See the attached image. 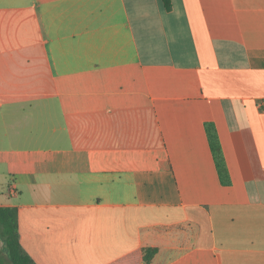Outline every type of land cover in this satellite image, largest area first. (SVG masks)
<instances>
[{
	"label": "crops",
	"instance_id": "0c3cea01",
	"mask_svg": "<svg viewBox=\"0 0 264 264\" xmlns=\"http://www.w3.org/2000/svg\"><path fill=\"white\" fill-rule=\"evenodd\" d=\"M262 100L264 0H0V206L37 264H264Z\"/></svg>",
	"mask_w": 264,
	"mask_h": 264
},
{
	"label": "trees",
	"instance_id": "16d2710c",
	"mask_svg": "<svg viewBox=\"0 0 264 264\" xmlns=\"http://www.w3.org/2000/svg\"><path fill=\"white\" fill-rule=\"evenodd\" d=\"M167 9L171 0H163ZM210 145L221 179L230 182L219 137L212 124L208 125ZM158 252L157 248H145L143 259L149 263ZM0 264H37L23 247L20 239L19 212L15 206H0Z\"/></svg>",
	"mask_w": 264,
	"mask_h": 264
},
{
	"label": "built area",
	"instance_id": "2783aa9c",
	"mask_svg": "<svg viewBox=\"0 0 264 264\" xmlns=\"http://www.w3.org/2000/svg\"><path fill=\"white\" fill-rule=\"evenodd\" d=\"M261 105L264 108V100L261 101Z\"/></svg>",
	"mask_w": 264,
	"mask_h": 264
}]
</instances>
